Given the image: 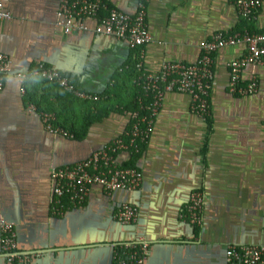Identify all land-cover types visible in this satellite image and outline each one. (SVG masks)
Returning <instances> with one entry per match:
<instances>
[{"label": "crops", "instance_id": "1", "mask_svg": "<svg viewBox=\"0 0 264 264\" xmlns=\"http://www.w3.org/2000/svg\"><path fill=\"white\" fill-rule=\"evenodd\" d=\"M100 1L127 14L140 3ZM5 9L10 19L0 22V53L10 60V74L0 93V219L14 226L20 251L40 253L27 264H113L114 245L136 240L149 246L144 264H228L229 247L264 246V64L241 73L242 85L255 81L253 94L228 89L229 64L245 54L244 44L214 55L210 129L192 112L187 94L166 93L136 164L140 187L112 193L92 187L82 205L53 215L52 170L81 162L128 132L123 107L134 94L128 66L135 53L125 40L95 34L94 20L85 22L88 32L65 35L58 0H9ZM144 11L151 36L143 58L148 72L165 62L195 64L203 42L233 34L242 22L230 0H146ZM254 26L264 30V2ZM40 64L65 75L76 90L96 95L95 102L107 100L113 112L93 122L82 140L51 134L17 77H34L30 73ZM43 92L39 87L36 94L60 119L82 121V100L69 105L62 95ZM129 159L127 152L116 156L118 164ZM195 190L205 199L199 228L181 217ZM123 205L137 210L131 225L114 218ZM0 264H9L1 250Z\"/></svg>", "mask_w": 264, "mask_h": 264}, {"label": "built area", "instance_id": "2", "mask_svg": "<svg viewBox=\"0 0 264 264\" xmlns=\"http://www.w3.org/2000/svg\"><path fill=\"white\" fill-rule=\"evenodd\" d=\"M239 16L244 20L257 18V12L264 0H230ZM9 0H0V22L9 20L10 14L5 9ZM101 12H104L101 15ZM57 17L63 33H85L89 31L86 21L94 20L93 32L97 35L112 36L125 40L130 49L135 50L136 69L142 72V89L153 96L152 103L146 108L148 116L138 112L129 113L131 127L125 137L117 138L107 147L93 152L85 160L71 166L53 169L51 172L52 194L51 211L61 215L68 207L82 205L92 187H99L105 193L115 191H135L142 182V174L136 168H125L116 162L120 152L140 153V145L145 143L153 129V121L166 93L178 92L191 98L192 112L206 119L209 115V92L213 77L214 55L226 46L238 43L245 45V54L229 64V92L237 96H248L255 92L256 83L251 80L247 85L241 84V73L247 66L264 64V30L259 33H242L225 35L218 33L201 44L200 59L193 65L165 62L158 72H148L143 66L144 48L151 42V36L145 20L144 4L139 3L135 14H127L116 9H108L100 0H58ZM10 74V60L0 53V93L4 89L6 77ZM34 77L56 83L63 91L82 101H97L96 95L76 90L69 79L55 69L38 65L30 73ZM22 82L23 75L17 76ZM24 93V90L21 89ZM32 110H35L31 106ZM141 110H145L143 107ZM44 127L53 135L72 139L68 132L53 125L54 115L40 113ZM67 199L65 206L63 199ZM205 199L202 191L195 190L181 217L192 227L199 228ZM137 210L123 205L114 218L123 225L135 222ZM148 244L142 240L127 241L116 244L113 248V264H144L148 254ZM0 250L9 264H27L39 252L20 251L16 243L14 226L0 219ZM228 264H264V246L229 247L226 251Z\"/></svg>", "mask_w": 264, "mask_h": 264}, {"label": "trees", "instance_id": "3", "mask_svg": "<svg viewBox=\"0 0 264 264\" xmlns=\"http://www.w3.org/2000/svg\"><path fill=\"white\" fill-rule=\"evenodd\" d=\"M138 2H141L143 4H145L146 0H138ZM258 13V12H257ZM104 13L101 12V15H103ZM244 30H247L250 33H259L260 31L255 29L254 26V21L253 20H244L242 19L241 24L235 29L234 33H242ZM132 50V49H131ZM135 54L136 51L132 50ZM135 57V55H134ZM46 67V66H45ZM129 78L131 80L134 81V94L132 99H130L128 102H126L125 107H123L125 109V111L127 113H133V112H138L140 116H148L149 113L146 111V108L150 106V104L152 103V99L153 96L150 95L149 93L146 94L145 91L142 89V83H143V79L140 78V76L142 75L141 71H138L136 69V61L135 58L132 61V63L129 64ZM36 82L35 85V90H33L31 88V85ZM24 87H25V92L27 93L25 98L27 99V101L31 104L34 105L35 110L38 111L39 113H46V112H53L55 115V121L53 122V125H57L60 128H62L63 130L67 131L70 135H72V139L74 140H82L85 135L86 132L88 130V127L95 121H99L100 119L105 118L106 116H108V114L110 112H113V107L112 106H108L107 105V100L105 103H99V102H92V101H81L83 103V106L86 108L85 109V115L82 119V121H75V117L70 118L72 120H70L69 124L67 122L68 119H60V116L58 115L56 109L51 108L48 109L47 107H44L45 103H48V100L44 97V95L38 97L37 96V88H42V90L44 91L43 93L45 94L47 91L52 93V95H54L56 98H60L59 95H62L63 100L68 101L69 105H70V101L74 100V101H78L79 99L75 98L74 96L70 95L69 93L63 91L56 83L54 82H49L46 80H43L41 78L38 77H28L26 79V81L24 82ZM101 95H105V94H101ZM99 96L100 97L102 96ZM108 100L111 99V95L109 96L107 94V96L105 97ZM143 107L145 110H141L140 108ZM206 122L207 125L210 129L211 127V120L209 118V115L206 117ZM131 127V124L129 125V129ZM128 129V130H129ZM145 144H141L140 145V153H131L130 154V159L128 160V162H126L123 167L125 168H136V164L138 162V159L140 158V156L142 155V151L144 148ZM63 203H65V206L69 205L68 200L65 198L63 199ZM65 211V210H64ZM121 243V242H120ZM119 244V243H117ZM116 245V244H115ZM114 245V246H115Z\"/></svg>", "mask_w": 264, "mask_h": 264}, {"label": "rangeland", "instance_id": "4", "mask_svg": "<svg viewBox=\"0 0 264 264\" xmlns=\"http://www.w3.org/2000/svg\"><path fill=\"white\" fill-rule=\"evenodd\" d=\"M96 71V70H95Z\"/></svg>", "mask_w": 264, "mask_h": 264}]
</instances>
